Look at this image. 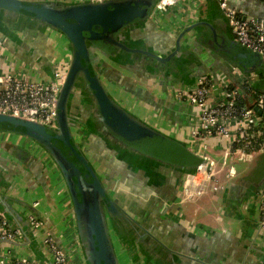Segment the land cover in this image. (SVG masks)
I'll use <instances>...</instances> for the list:
<instances>
[{"label":"crops","instance_id":"obj_1","mask_svg":"<svg viewBox=\"0 0 264 264\" xmlns=\"http://www.w3.org/2000/svg\"><path fill=\"white\" fill-rule=\"evenodd\" d=\"M228 1L248 16L264 17L263 0ZM201 20L234 41L217 0H178L169 11L153 14L133 33V39L165 56L176 49L180 32ZM203 35H208L206 26L190 31L182 42L184 54L169 64L134 55L105 61V79L110 89L123 93L129 100L125 106L141 119L187 141L213 160L220 172L204 193L189 194L184 188L186 176L179 170L159 164L142 166L137 161L123 163L119 154L92 135L83 140L82 149L107 186H121L127 197H135L129 212L166 247L181 254L179 264H264V227L258 205L264 189V156L240 160L223 140L213 137L199 142L192 136L198 109L186 100L184 91L208 75L236 79L235 67L227 63L224 51L217 50L211 37L204 41ZM0 45L6 55L0 59V72L14 70L20 63L33 77L49 80L54 67L67 65L70 59L67 39L50 30L0 31ZM18 134L22 137L15 143L0 144V194L8 198L23 226L35 215L44 228L32 234L27 231V238L19 242H0V250L43 259L47 254L43 236L48 232L77 264H85L71 199L59 169L41 147ZM118 242L128 264H158L138 245Z\"/></svg>","mask_w":264,"mask_h":264},{"label":"water","instance_id":"obj_2","mask_svg":"<svg viewBox=\"0 0 264 264\" xmlns=\"http://www.w3.org/2000/svg\"><path fill=\"white\" fill-rule=\"evenodd\" d=\"M157 2L0 0V31L9 34L12 31L35 30L41 33L50 30L63 35L68 42L70 59L57 95L55 126L0 113V131L6 130L5 125L19 128V133L41 147L59 169L71 199L85 264H120L114 234L128 246L143 248L142 251L152 255L158 264H179L178 258H182L180 253L159 241L111 195L82 150L86 137L92 135L114 153L120 154L123 163L128 165L133 161L142 166L159 164L185 175L194 172L206 160L187 141L157 129L113 97L105 79L108 70L105 61L134 55L136 59L169 64L173 57L180 58L184 54L182 42L186 35L197 26H206L207 38L213 39L217 50L224 51L222 55L230 66L242 68L247 75L264 72L262 57L258 53L251 51L249 55L235 39L219 35L208 21L187 25L177 37L176 49L168 55H160L139 45L133 39L137 30L131 33L130 26L144 27L154 14ZM64 16L73 17L79 23H72V18L64 22ZM95 25L102 27V32L94 31ZM111 53L115 54L113 58ZM249 65V70L243 69ZM54 74L55 67L50 78ZM74 95L79 99L76 112H72L71 104ZM80 126L82 129L78 131ZM99 130L101 133L96 136ZM82 131L80 140L77 135ZM260 156H264V152ZM7 199L0 194V210L12 225L23 229L27 238V231L33 232L31 223L28 221V225L23 226Z\"/></svg>","mask_w":264,"mask_h":264},{"label":"built area","instance_id":"obj_3","mask_svg":"<svg viewBox=\"0 0 264 264\" xmlns=\"http://www.w3.org/2000/svg\"><path fill=\"white\" fill-rule=\"evenodd\" d=\"M177 1L158 0L154 14L169 11ZM217 1L235 41L258 53L264 65V17L248 16L228 0ZM4 50L0 45V59L3 60L6 59ZM66 70V64H58L54 77L49 80L33 77L20 63L15 64L14 70L0 72V113L55 126L57 95ZM232 74L239 85L230 88L232 78L217 79V76L208 75L198 79L183 94L198 109V123L192 132L194 140L221 139L228 144L230 152L242 160L264 152V88L256 89L259 76L254 73L247 75L233 68ZM199 153L205 157V162L194 172L185 174L184 188L189 194L204 193L220 172L213 160ZM212 188L217 189V186ZM258 205L260 224L264 227V189L258 196ZM29 221L33 231L44 228L43 221L35 215H31ZM23 239V229L12 225L0 210V242ZM43 243L47 253L43 259L17 257L0 250V264H77L50 233H45Z\"/></svg>","mask_w":264,"mask_h":264},{"label":"flooded vegetation","instance_id":"obj_4","mask_svg":"<svg viewBox=\"0 0 264 264\" xmlns=\"http://www.w3.org/2000/svg\"><path fill=\"white\" fill-rule=\"evenodd\" d=\"M130 29H131V33H133L135 30H139L140 29V27H138V26H133V25H131L130 26ZM93 30L94 31H97V32H102V30H103V28L102 27H100V26H98V25H95V26H93ZM140 31V30H139ZM135 33V32H134ZM110 56V55H109ZM113 58V57H112ZM78 98H77V96L76 95H74V96H72V101H71V104H72V112H76V108H78ZM83 101H85L84 99H82V102ZM86 102V101H85ZM84 102V103H85ZM81 112V111H80ZM95 121H96V119H95ZM82 125V124H81ZM82 129V127L80 126V128L78 129V131L79 130H81ZM84 129H86V128H84ZM85 131V130H84ZM84 131H82L81 132V134L80 135H77V138L78 139H82V134H83V132ZM101 133V130H99L98 131V133H96V134H94V135H96V136H99V134ZM105 134V133H104ZM103 134V135H104ZM105 136V135H104ZM83 150V149H82ZM85 153V152H84ZM86 154V153H85ZM120 155V154H119ZM87 156V155H86ZM88 157V156H87ZM89 159V158H88ZM90 161V160H89ZM90 163H91V161H90ZM134 170H136V169H134ZM140 173H142V172H140ZM105 183V182H104ZM105 185H106V187L108 188V190L110 191V193H111V195L112 196H114V197H116L118 200H119V204L121 205V206H123L125 209H127V210H130V208H132V203H133V201H134V198L135 197H127V194H126V192L123 190V188L121 187V186H116V187H112V188H110L109 186H107V184L105 183Z\"/></svg>","mask_w":264,"mask_h":264},{"label":"rangeland","instance_id":"obj_5","mask_svg":"<svg viewBox=\"0 0 264 264\" xmlns=\"http://www.w3.org/2000/svg\"><path fill=\"white\" fill-rule=\"evenodd\" d=\"M110 92H111V94H112V96L113 97H115V98H117V99H119V101H123L121 104L123 105V106H125V105H128L129 104V100L123 95V93H118V92H116V90H113V89H110ZM130 106H131V103H130ZM126 107V106H125ZM128 107V106H127ZM126 107V108H127ZM129 108V107H128ZM130 110V109H129ZM134 110V109H133ZM132 110V112L133 113H135L134 111ZM136 114V113H135ZM19 132H17V131H10V130H5V131H0V141H2L3 140V138H5L4 140H6V141H4L3 140V142H0V144L1 145H4V144H6L7 143V145L8 144H10V143H15L16 142V140L18 139V138H20V137H22V136H20L19 134H18ZM17 144H18V142H17ZM23 144V143H22ZM3 147V146H2ZM95 161H96V159H95ZM217 167H219V165L217 166ZM120 179V178H119ZM220 189V188H219ZM113 241H114V246H115V250H116V254H117V257H118V259H119V262H120V264H128L127 263V258H126V256L125 255H123L122 253H121V251L119 250V239L115 236V234L113 235ZM124 250V249H123Z\"/></svg>","mask_w":264,"mask_h":264},{"label":"trees","instance_id":"obj_6","mask_svg":"<svg viewBox=\"0 0 264 264\" xmlns=\"http://www.w3.org/2000/svg\"><path fill=\"white\" fill-rule=\"evenodd\" d=\"M70 18H72L73 19V22L72 23H75V24H77V23H79V20H77V19H75V18H73V17H70V16H64V17H62V20L64 21V22H69V19ZM202 39L205 41V40H208V38H207V36L206 35H203L202 36ZM244 49H245V52H248V54L249 55H251L252 54V52L249 50V49H247V48H245L244 47ZM112 54V56L111 57H113L115 54H113V53H111ZM246 61H248V60H246ZM245 61V62H246ZM263 66V65H262ZM251 68V65H249V66H246L245 68H243L244 70H249ZM242 69V68H241ZM256 71V70H255ZM259 71H261V69H259ZM255 73V72H254ZM258 74H259V82L257 83V84H255V86H256V89H263L264 88V72L262 71V72H258ZM237 85H239V83L237 82V80L236 79H234V78H232V81H231V85H230V88H232V87H234V86H237ZM5 128H6V130H10V131H17V132H19V128H17V127H15V126H9V125H5L4 126Z\"/></svg>","mask_w":264,"mask_h":264}]
</instances>
